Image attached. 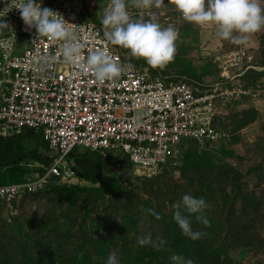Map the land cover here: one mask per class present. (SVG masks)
I'll use <instances>...</instances> for the list:
<instances>
[{
  "label": "trees",
  "instance_id": "obj_1",
  "mask_svg": "<svg viewBox=\"0 0 264 264\" xmlns=\"http://www.w3.org/2000/svg\"><path fill=\"white\" fill-rule=\"evenodd\" d=\"M88 1L95 6L89 18L102 27L106 0ZM49 3L50 0H44L42 7H48ZM161 6L166 11L159 12L160 19L176 18L170 0H164ZM192 24L187 22L186 27L177 31L176 52L182 43L190 41L186 37ZM3 32L0 30V35ZM253 39L254 44L247 47L256 48L251 67L234 68L236 74L243 71L234 79L221 78L214 60L213 64L192 65L197 55L187 58L178 52L167 64L178 68L170 70L166 65L167 68L154 69L120 47L123 61L146 68L150 78L160 77L166 83L186 82L195 93H202L216 83L248 90L239 99L216 101V121H224L228 138L206 142L204 148L197 144L181 147L175 167H163L160 173L151 176L135 175L128 166V157L120 152L108 151L103 156L74 148L67 155L75 170L72 181L53 176L43 189L23 193L11 201L19 209H23L25 202L45 204L39 216L21 211L12 217L27 228L22 239L8 232L2 217L7 203L0 200V264H106L111 253L116 254L120 264H172L170 257L174 254L191 259L193 264H242L246 259L245 264H264V194L255 191L264 181L263 166L250 167L245 174L229 162L244 153L246 157L264 153V126L251 143H245L240 134L242 128L259 120L252 95L264 90V28ZM223 45L224 49L233 47L230 40H223ZM243 46L246 48L247 44ZM238 145L242 150L235 148ZM51 155L40 130L21 128L10 135H0V185L43 175ZM124 176L131 177L128 182L135 180L133 185L127 187ZM184 195L203 198L207 205L195 214L180 209L192 230L204 234L197 240L183 235L173 219L176 211L173 205L180 203ZM17 200L20 203L16 205ZM101 200L107 203L98 205ZM98 206L102 212L92 216ZM197 216L206 217L209 225L205 226ZM149 233L154 242H158V237L165 240L164 247L157 250L152 244L141 246L137 242Z\"/></svg>",
  "mask_w": 264,
  "mask_h": 264
},
{
  "label": "built area",
  "instance_id": "obj_2",
  "mask_svg": "<svg viewBox=\"0 0 264 264\" xmlns=\"http://www.w3.org/2000/svg\"><path fill=\"white\" fill-rule=\"evenodd\" d=\"M43 1L35 0L41 7ZM19 2L0 0V30L4 31L0 35V135L21 128L40 130L52 155L43 175L0 185V200L8 204L23 193L37 192L53 176L72 181L75 170L67 155L74 148L103 156L120 152L134 165L135 175L151 176L178 164L184 138L195 140L200 148L228 138L229 131L214 123L216 101L239 99L248 90L216 83L195 93L186 82L150 78L146 68L135 66L115 81L99 84L80 66L90 51L107 48L119 64H128L120 46L105 39L104 26L89 18L85 0H50L48 6L71 24L83 45L82 59L76 64L66 63L59 55L61 42L39 39L35 27L27 28L15 8ZM260 2L264 8V0ZM126 4L133 21L153 14L151 9L134 7L131 0ZM231 44V49L214 56L224 79L243 73H234V68L251 67L253 56L247 48ZM44 55L58 58L38 72L35 61Z\"/></svg>",
  "mask_w": 264,
  "mask_h": 264
},
{
  "label": "clouds",
  "instance_id": "obj_3",
  "mask_svg": "<svg viewBox=\"0 0 264 264\" xmlns=\"http://www.w3.org/2000/svg\"><path fill=\"white\" fill-rule=\"evenodd\" d=\"M163 2L164 0H131V4L140 9L153 6L159 8ZM170 3L185 21L200 26L214 25L221 39L230 40L236 45L246 43L250 35L264 28V8L260 0H170ZM15 8L20 11L21 19L28 29L35 27L39 39L47 38L52 42H61L59 55L66 63L76 64L81 61L83 45L77 33L70 27L71 24L59 13L48 7H41L35 0H20ZM101 23L105 29L104 37L110 44L130 50L133 58L144 59L154 69H163L175 57V42L178 38L175 28H162L152 20L133 21L127 10L126 0H110L103 10ZM57 58L56 55L39 57L35 61L38 65L36 71H44L55 63ZM80 66L99 84L115 81L133 67L131 64H119L107 48L90 51ZM173 207L176 209L173 219L183 235L192 240L200 239L204 234L192 230L189 219L181 214L180 209L183 207L190 214L201 213L207 207L204 199L184 195L181 202ZM147 211L157 219L160 218L152 209ZM196 218L205 226L209 225L206 217ZM157 241L154 242L149 233L138 238L137 242L141 246L152 244L160 250L166 241L159 237ZM170 260L172 264H193L191 259L185 260L181 255L174 254ZM106 264H120L115 253L109 254Z\"/></svg>",
  "mask_w": 264,
  "mask_h": 264
},
{
  "label": "rangeland",
  "instance_id": "obj_4",
  "mask_svg": "<svg viewBox=\"0 0 264 264\" xmlns=\"http://www.w3.org/2000/svg\"><path fill=\"white\" fill-rule=\"evenodd\" d=\"M159 20H161L159 13L154 14L152 21L158 23ZM185 22H180L179 25H181V26L179 28L183 29L185 26ZM190 28H191L190 33L186 37L187 39H190V41L184 42V43H187L185 45V47H183L184 43H182L179 46V50L176 53L179 52L178 55H183V53H184V56L186 55L185 57H187V58H189L190 56L195 57V55H197V58H195L193 60L192 65H194V66L195 65H201L203 63H208V62L213 64V60L215 58L214 56L219 54L220 52H222L221 49L225 47V45H223V40H225V39H221L217 35V30H216L214 25L200 26V25H196L193 23ZM258 35H259V31L248 37L247 42L245 43V44H247L246 48L248 47V45L250 46V45L254 44L255 40L253 39V36L258 37ZM247 50L251 53V55H253L255 53L256 48L255 49L254 48L253 49L248 48ZM187 53H191V54L187 55ZM172 65L171 66L167 65V67L169 69L171 68L172 70L176 66H177V68L179 67L178 65H176V66H172ZM167 67H165V68H167ZM257 93H258V95L256 94L253 97L255 99L252 101V104L257 106V110L259 111V120H256L255 122L249 124L248 126L242 128L240 130V134L243 137L242 139H244V141H246L245 143L253 142L256 134H258V132L260 133L263 129V126H264V90L261 92L258 91ZM222 117H220V119H222ZM216 120L217 119L215 118L214 123L218 127L226 128L225 125L223 124L224 121L222 123H219ZM213 143H215V142H213ZM195 144H196L195 140H193L191 138H184L181 141V143L179 144V146L180 147H190V146H194ZM235 148L242 150L241 146H239V145L235 146ZM262 156H263V158H262ZM229 162L231 164H233V166L235 168H237L239 171H241L242 173H245V174L247 173L248 168L253 167V166H257V165L258 166L262 165L263 171H264V153L258 154V155L253 156V157H246L245 153H244V156L242 155L241 158L235 159V160H230ZM128 166L131 168H134V165L130 161L128 162ZM129 178H131V177L124 176V180L126 181L125 184L127 187H130L131 185H133V183L135 181L134 180L132 182H128V180H130ZM246 180H247V178H246ZM255 191H257V193L260 195H261V193L264 194V181L260 182V184L256 187ZM141 195H142V197H144L143 194H140V196ZM107 197H108L107 195L104 196V199H106ZM19 203H20V201L17 200L16 205ZM104 203H107V200L105 202L103 200L99 201L98 205H103ZM13 205H14L13 202H10V203L5 205V207L3 209L2 217L6 220V227L8 229V232L11 234H14L16 237L22 239L24 237L25 233L27 232V228L21 222L13 221L12 217L14 215H18V213H20L21 211H23L27 214H30V215L36 214L37 216H39V214L42 212V209H43L42 206L45 204L42 202H39V203L25 202L23 204L24 205L23 209H19L18 207H15ZM94 209H95V211L93 210L92 216L97 214V213L102 212L101 208H99V206L97 208H94ZM92 230L93 229H91V231ZM261 232L263 233L262 230H261ZM116 252H118V249H116ZM246 261H247V259L243 260L242 264H245Z\"/></svg>",
  "mask_w": 264,
  "mask_h": 264
},
{
  "label": "crops",
  "instance_id": "obj_5",
  "mask_svg": "<svg viewBox=\"0 0 264 264\" xmlns=\"http://www.w3.org/2000/svg\"><path fill=\"white\" fill-rule=\"evenodd\" d=\"M86 2V5H87V7H86V10H87V12H88V16H90V12H92V11H94V10H92L94 7H92L93 5L91 4V2L90 1H85ZM106 2H107V0H106ZM105 2V3H106ZM97 9V8H96ZM148 9H151L152 10V16L151 17H142L141 19H143V20H145V21H149V20H152L153 19V16H154V14H156V13H164L166 10H163V8H162V6H160L159 8H157V7H155V6H153V7H150V8H148ZM175 12L177 13V16H176V18H174V19H172V20H170L168 17L167 18H164V19H161V20H159L158 21V23L161 25V27L162 28H167L168 26H172V27H174L175 28V30L176 31H178L179 30V27L181 26V25H179L180 24V22H185V20H183V19H181L180 17H179V14H178V12L175 10ZM101 15V14H100ZM149 18V19H148ZM186 23H187V21L185 22V25H186ZM184 26V25H183ZM222 46V45H221ZM223 47V46H222ZM224 50H226V49H224V48H222L221 49V51H224ZM123 52V51H122ZM221 53V52H220ZM123 55H124V53H123ZM125 62V61H124ZM126 63V62H125ZM127 64V63H126ZM129 64V63H128ZM134 66V65H133ZM135 67H137V68H141V66H135ZM150 76V75H149ZM225 130H227L226 128H225ZM228 131V130H227Z\"/></svg>",
  "mask_w": 264,
  "mask_h": 264
}]
</instances>
